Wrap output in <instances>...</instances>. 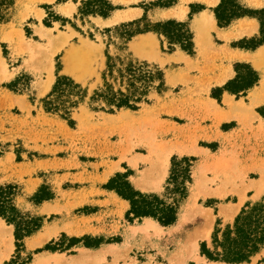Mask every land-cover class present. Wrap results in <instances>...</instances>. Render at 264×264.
<instances>
[{
    "label": "rangeland",
    "instance_id": "obj_1",
    "mask_svg": "<svg viewBox=\"0 0 264 264\" xmlns=\"http://www.w3.org/2000/svg\"><path fill=\"white\" fill-rule=\"evenodd\" d=\"M88 1L94 0H58V5L78 4L74 16H65V12L54 6L43 5L45 18L41 23L31 18L22 25L27 40L16 50L1 37L2 26L14 20L16 0L12 7L2 6L6 20L0 24V188L16 187L14 205L17 209L25 217L42 220V228L24 239V249L18 253L15 227L0 217L2 225L7 226L6 232H11L12 236L4 239V245L10 242L13 251L4 264H39L37 256L43 253L52 254L46 258V264H226L209 261L202 255L201 246L207 242L211 248L216 227L223 230L233 225L247 205L264 198V188L259 191L254 188L264 178V76L261 70L252 59L229 62V67H225L224 56L216 51V61L200 66L199 58L189 59L179 48L169 52L167 39L155 33L160 41L157 50L156 40L150 37L154 52L140 55L133 48L140 35L125 45L119 37L122 32L116 28L144 18L147 21L139 26L142 29L173 20L156 21L149 14L125 21L117 14L104 24L92 20L102 17L87 12L84 3ZM108 1L121 10L139 8L146 13L159 8L155 7L159 3L178 2ZM239 2L249 10L264 9V0ZM209 3L214 5L212 1ZM192 6L194 11L202 7ZM94 8L96 11V6ZM254 20L260 27L259 21ZM38 24L40 28L35 34L34 26ZM136 28L138 26L132 29ZM235 29V37L250 38L229 43L232 47L259 35L252 36L254 32L249 23L241 22ZM85 44H89L93 52H88L91 57L86 70H82L84 75L77 78L67 71L66 58L72 49L85 50ZM211 44L223 52L219 46L225 43L215 34ZM108 55L158 66L166 75V93L154 92L150 104H143L139 111L123 109L109 113L95 111L86 104L73 113V124L45 112L42 100L51 93L59 76L70 77L88 88L89 96L101 87ZM237 64L253 68L259 75V83L246 95L224 92L220 100L213 98L214 91L236 78ZM220 72L232 73L233 78L226 81L230 78L228 74L219 81ZM50 77L53 79L50 88L42 92ZM166 151L169 152L167 169L164 176H160L156 170H164L160 157ZM176 157L195 159L193 182L178 221L164 227L153 220L162 228L158 231L146 228L147 219L130 223L127 219L129 202L104 187L117 174L129 173L136 190L163 196L172 159ZM144 175H147L145 187L138 185ZM50 194L52 199L36 202L38 195ZM225 209L237 212L233 218H227ZM186 212L187 221L179 225L181 215ZM206 213L213 218L210 225L204 222L202 215ZM208 226L210 234L197 239L198 251L188 258L193 240ZM42 232L49 241L33 249L29 239ZM73 239L82 243L73 245ZM100 240L102 244L97 248L85 246L86 243L95 246ZM46 246L56 251H45ZM244 264H264V250Z\"/></svg>",
    "mask_w": 264,
    "mask_h": 264
},
{
    "label": "trees",
    "instance_id": "obj_2",
    "mask_svg": "<svg viewBox=\"0 0 264 264\" xmlns=\"http://www.w3.org/2000/svg\"><path fill=\"white\" fill-rule=\"evenodd\" d=\"M61 1V0H59ZM173 4L164 5L159 3L155 7L170 8ZM96 4V5H95ZM96 6V11L94 6ZM2 6L12 7L13 0H0V24L6 19L2 16ZM87 12L91 15H98L102 18H109L111 14L119 8L114 7L108 0H94L84 3ZM191 6L190 19L193 18L200 10L194 11ZM94 10V11H93ZM218 26L228 28L236 21L244 18L257 19L260 23L259 35L252 39H245L240 43L233 44V48H239L247 51H256L264 46V9L249 10L243 7L239 0H221L218 7L213 10ZM142 21L132 22L117 27L120 30V39L128 45L135 37L147 33H155L160 37L167 39L169 52L176 51L179 48L189 56L196 54L194 35L191 32L188 23L169 21L167 23L157 24L153 28L150 25L140 28ZM48 26V23L45 22ZM138 26L136 29L133 27ZM131 69V71H129ZM236 78L230 81L229 88L224 86L213 92L212 97L220 100L222 94L227 92L234 96L246 95L260 81L258 73L248 65L237 64L235 66ZM140 77L148 79L142 80ZM166 75L162 69L156 65L147 62H139L132 59L123 60L122 58H113L108 55L106 70L103 73V85L89 96L88 88L81 84L82 92L86 91V104L93 110H104L114 113L123 109L139 111L143 104H150V96L156 92L162 95L167 91ZM72 79L66 76H59L58 79ZM148 85L145 94V84ZM75 82V81H74ZM119 86V87H118ZM53 87V88H54ZM125 89L127 92L125 93ZM52 92V91H51ZM49 95L42 100L43 108L46 113L59 115L61 118L73 124L72 116L77 110L76 107H70L65 110L58 103H55V97L50 100ZM89 100V101H87ZM126 101V103H125ZM85 104V105H86ZM193 158H173L168 180V187L163 196L157 194L142 193L136 190L131 184L130 174H117L104 187L105 189L115 192L120 198L129 202L130 210L127 219L130 223L136 220L152 219L164 227L174 225L178 221L180 209L189 195V187L193 182ZM17 188L9 185L0 188V217L9 225L15 227V239L17 252L24 249V239L31 237L42 228L40 218L25 217L14 205V197ZM52 199V195L36 197L37 203H42ZM219 225V223H218ZM73 245H79L82 240L73 239ZM102 244L100 240L95 246L85 244L87 248H97ZM45 251H56L51 246H46ZM264 250V198L261 202L254 205H247L236 217L233 225H228L225 229L216 227L212 237V247L205 242L201 246V253L211 262H220L226 264H244L249 263L252 258L256 257ZM38 253L42 250H38Z\"/></svg>",
    "mask_w": 264,
    "mask_h": 264
},
{
    "label": "crops",
    "instance_id": "obj_3",
    "mask_svg": "<svg viewBox=\"0 0 264 264\" xmlns=\"http://www.w3.org/2000/svg\"><path fill=\"white\" fill-rule=\"evenodd\" d=\"M78 1H82V0H78ZM210 1L214 2V5H210L209 3ZM57 2L58 0H16V8H15L16 15L12 22L2 26V32H1L2 41L9 43L10 46L14 50H16L19 46H21L23 42H26L27 38H26V34L24 32L22 25L31 18L34 19L37 23H41L42 20L46 16L45 10L41 8L43 5L54 6V9H59L65 12V14H67L65 16H71V15L74 16L75 14H77L78 4L74 2H66V3L58 5ZM220 3H221V0H190V1L178 0V2L170 8H156L147 13L144 10L139 9V8H130L128 10L123 9V10L116 11L113 14V16L110 18H107V19L96 18L92 20L100 21L101 23L107 24L110 20L116 17L117 14L121 16L122 18H124L125 21H134V20L142 18L144 15L149 16V14H151V16L155 17L156 21L173 20V21L180 22V23H188V26L194 35V44H195L196 54L192 57V56H188L184 52H181L185 54L183 56L188 57L189 59L199 58L201 60L200 66L205 65V63H208L210 65L213 61H216L214 59L216 57L214 54L216 51L218 54H222L224 56L223 60L227 62L225 67H229V64L231 62L241 63V62H246L249 59H252L253 64L256 67H258L254 61L258 56H260L261 54L260 52L264 51V49H261L264 46L259 48L257 50L258 53L256 54L257 51L252 52V51H247V50H243L239 48H233L229 43L235 42V41L237 42L244 38H250L246 35L240 36V37L234 36L235 30H236L235 26L237 24L241 22L249 23L252 26V30L254 32L252 36H255L259 33V30H260L259 24L254 19L244 18L239 21H236L232 26L228 28H220L218 26L215 14L213 12V10L216 7H218ZM190 5L191 6L200 5L204 9L200 10L197 14L193 16L192 19H190V14H191ZM68 11H70L71 13L68 14ZM37 28L38 29L40 28V24L34 26L35 34H38ZM214 34L225 43L224 45L219 46V48L222 49L223 52H221L218 49L216 50L214 49V46H211L212 45L211 43L214 39ZM150 37L156 40L155 49L157 50V47H159L160 41L158 37L153 33L138 36L140 40L134 43V46H133L134 50H135V46L142 39H146V40L151 41L150 49L148 51L150 53L154 52V42L152 41ZM261 72L264 76V72L262 70ZM228 74H230V78H227L226 81L233 78V75H231L232 73H228ZM228 74L220 72L217 75V79L221 81L222 79L226 78ZM258 183L254 185V188H257V190L259 191ZM6 227H7L6 225L5 226L2 225V219L0 218V241H1L0 242V264H4L6 261H8L9 259L8 257L11 256L13 252L10 242L9 244H7V246L4 245V239L6 240L8 237L12 238L10 234L11 232L9 233L8 231L6 232ZM48 241L49 239L45 238V234L43 232L29 239L30 244L34 245L33 249L42 247ZM2 243L4 245V248H3ZM51 255L52 254L50 253H43V254L38 255L37 257L39 258V260H45L46 258H48V256H51ZM52 259H54V257ZM39 260H38V263H39ZM45 261H47V259Z\"/></svg>",
    "mask_w": 264,
    "mask_h": 264
},
{
    "label": "bare ground",
    "instance_id": "obj_4",
    "mask_svg": "<svg viewBox=\"0 0 264 264\" xmlns=\"http://www.w3.org/2000/svg\"><path fill=\"white\" fill-rule=\"evenodd\" d=\"M71 13L70 11H68V14ZM46 33V31H45ZM86 42V41H85ZM150 40H146V39H142L136 46H135V50L138 54L140 55H149L150 52L148 51L150 49ZM83 49L85 50H78V49H72L70 50V52L67 55L66 58V69L70 74H73L74 76H76L77 78H81L82 75H84L82 72V70H86V68L89 65V58L91 57L88 53L90 51L93 52V48L89 45V44H85V46H83ZM260 56H258L255 59V64L264 72V51L260 52ZM53 79L50 77L49 81L42 87L41 91L45 92L46 90H48L52 84ZM253 101H255V98H253ZM169 156V152H165L162 154V156L160 157L161 162L163 163V167L164 170L162 168H158L156 171L159 173V175L164 176L166 169H167V164H168V157ZM143 178L140 179L139 184L140 186H144L145 182L144 180L147 179V175L142 176ZM264 186V178L258 183V189L261 190ZM145 187V186H144ZM226 217L227 218H233L234 215L236 214L237 210L235 209H225L223 210ZM205 218V223L207 225H210L212 223V216L210 215V213H206L202 215ZM190 217V215H189ZM188 219V213H183L180 217V222L179 225H182L183 223H185ZM203 219V218H202ZM146 228L148 229H153V230H160L162 229L156 222H154L153 220L147 219L146 220ZM210 226H208L207 228H205L201 233L197 234V238L193 240L192 243V251L190 252V255L188 258L192 257L193 255L196 254V252L198 251V243H197V239L199 238H203L206 237L210 234ZM196 237V236H195ZM85 254V253H84ZM86 255V254H85ZM47 261L45 260H39V264H46Z\"/></svg>",
    "mask_w": 264,
    "mask_h": 264
},
{
    "label": "snow or ice",
    "instance_id": "obj_5",
    "mask_svg": "<svg viewBox=\"0 0 264 264\" xmlns=\"http://www.w3.org/2000/svg\"><path fill=\"white\" fill-rule=\"evenodd\" d=\"M129 71H131V69H129ZM140 79L145 80L148 78L140 77ZM149 83L150 79L148 83L145 84V94L147 93ZM227 87L231 88L232 85L229 84ZM126 92L127 89H125V93ZM53 96L55 97L54 102L58 103L61 108H65L66 111L70 107H76L77 110L80 111L86 104V91L82 92L80 85L74 82L73 79L59 78L56 86L52 89V92L49 93L48 98L51 100Z\"/></svg>",
    "mask_w": 264,
    "mask_h": 264
}]
</instances>
